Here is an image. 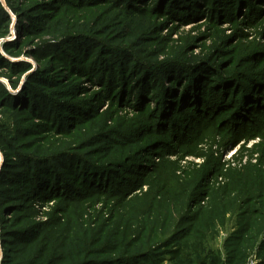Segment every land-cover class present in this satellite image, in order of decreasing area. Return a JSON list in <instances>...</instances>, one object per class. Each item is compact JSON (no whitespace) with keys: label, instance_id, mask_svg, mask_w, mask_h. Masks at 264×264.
Returning a JSON list of instances; mask_svg holds the SVG:
<instances>
[{"label":"rangeland","instance_id":"1","mask_svg":"<svg viewBox=\"0 0 264 264\" xmlns=\"http://www.w3.org/2000/svg\"><path fill=\"white\" fill-rule=\"evenodd\" d=\"M186 1L149 0L131 10L104 0L75 14L64 11L62 0H0L6 21L0 62L19 69L0 68V102L27 92L45 100L57 124L44 131L26 110L0 103V125L9 127L0 128V181H14L13 172L28 164L32 172L50 171L45 176L52 188L64 187L56 198L0 199V264L24 253L42 254L43 261V246L52 243L66 254L78 253L90 237L98 239L97 259L112 258L103 252L118 245H186L188 257L164 264H213L240 227L248 230L251 245L264 244V98L253 99L249 119L237 127L236 108L221 105V115L197 119L196 107L181 102L202 75V104L218 87L247 91L252 83L264 85V0H211L188 12L209 13L193 20L180 11ZM167 6L174 14L160 11ZM86 18H96L97 26L88 36L53 37L56 21ZM129 22L135 25L126 37ZM30 25L44 34L26 41ZM78 45L87 57L101 56L90 77L60 60ZM171 60L182 66L165 67ZM239 103L231 100L234 107ZM74 187L78 196L71 194ZM210 220L211 234L200 229ZM32 232L42 238L33 239ZM257 251L245 264H258Z\"/></svg>","mask_w":264,"mask_h":264},{"label":"trees","instance_id":"2","mask_svg":"<svg viewBox=\"0 0 264 264\" xmlns=\"http://www.w3.org/2000/svg\"><path fill=\"white\" fill-rule=\"evenodd\" d=\"M65 2L67 8L64 9V11L72 10L75 14H83V10L85 9H93L95 7L100 6L102 3H104V0H62ZM121 4H127L126 9L134 10L136 6L147 4L149 0H118ZM211 0H187L188 7L182 8L180 11L184 12L183 18H186L187 20H193L194 18H197L198 16H204L209 15V13H204L203 11L199 10L198 12H193L189 14L188 12L190 10L198 9L199 7H204L205 4H207ZM224 0H216V4H222ZM232 3V2H229ZM181 6V5H180ZM56 7V6H54ZM58 8V7H56ZM164 9H161L160 11L164 13L174 14L171 12V9L169 6ZM63 10L61 9L59 13L56 15L55 18H58L59 14ZM207 18V17H206ZM205 18V20H206ZM96 18H86L81 19V21L76 22H69L66 25L59 24L58 21L55 22L57 26V30L53 33V37L55 38H63V37H69V36H86L83 34L93 33L95 31L96 26ZM6 23L4 20V17H2V13H0V32L3 29V24ZM193 23V22H191ZM135 25V24H134ZM134 25L132 22H129L125 28L126 30H123L126 37L132 36ZM137 25V24H136ZM40 26L36 25H30L29 27V33L26 34V36H30L25 38L26 41H34V36H41L44 33H39ZM48 42V41H47ZM55 51V50H54ZM57 52V51H56ZM105 54V52H102ZM59 54V53H58ZM59 56V55H58ZM101 56H95L87 57V53L82 51V48L80 45L76 46L74 48V52L72 56L70 57L68 54L66 56H62L60 59L61 62L65 66H68L71 71H76L79 74H85V76H91V72L95 68L94 64ZM70 58V59H69ZM95 58V59H94ZM71 61L70 64L67 65ZM79 61L80 63H76V61ZM182 63H179L177 61L171 60L165 64V67H170L173 65L180 64L182 66ZM97 66V65H96ZM163 69H166V68ZM0 68L6 69L5 71L17 73L19 69H17V65L13 67L12 64L5 63V61L0 62ZM176 69L169 71L168 74H165V78L169 79L170 76H173V71ZM179 75L183 74L181 71L178 72ZM203 74V73H201ZM124 73H122L121 77L123 79ZM203 75L201 76L202 79L200 81L197 80V83L195 86L193 85V82H190L189 86L191 88V96H188L184 98L182 102V106L186 104V106H194L196 107L197 112V119L200 118H206L209 117L212 113L214 114H220L222 112L221 107L227 106L229 107V110H234L233 115H236L237 117L235 119V122L233 123L234 127L240 126L241 121H247L249 119V116L247 115L248 110L251 109L250 105L253 103V99L257 96L258 98H264V85L259 86L254 83H252L253 88H249L247 91L243 86L238 88V90L235 89H228V86L218 87V89H215L214 94H211L209 96L208 101L206 104H202L203 100H206L202 95H200L199 98V92L201 90L200 85L201 82H204ZM119 78V79H120ZM175 78V77H174ZM184 78V77H182ZM105 78H99V81L101 82ZM121 79V80H122ZM118 80V79H117ZM196 81V79H195ZM109 82L110 87L113 83V80H107ZM243 84V83H240ZM187 91V90H186ZM197 95L194 96L196 94ZM246 91V93H245ZM193 92V93H192ZM29 93V92H28ZM190 93V92H189ZM187 93V94H189ZM245 93V94H244ZM30 94V93H29ZM33 95V94H32ZM242 96V97H239ZM262 96V97H261ZM20 97H25L22 99H19L17 97H8L3 96L1 97L0 102L2 106H10L22 110H26L29 114H32L35 118L40 119L41 121L38 123V125L43 126V130H54L57 128V124L54 122L53 119L54 113H50L48 108H46V105H43L42 102H44V99H40L37 97L35 100L31 98V95L28 96L27 92L21 95ZM199 98V100L197 99ZM219 98L223 99L218 103L212 102V100ZM197 100V101H196ZM232 101H236L239 103L238 106L234 107L231 104ZM247 100V101H246ZM264 100V99H262ZM179 101V100H178ZM196 102V104L193 105V103ZM222 102V104H221ZM255 104H257V107H260L263 109V105L255 101ZM223 105V106H221ZM248 105V107H247ZM225 108V107H223ZM233 108V109H232ZM250 108V109H249ZM179 107H176L175 112H179ZM232 111H230V115L232 114ZM225 112V111H224ZM250 114V113H249ZM233 119V120H234ZM236 120L238 122H236ZM54 123V124H53ZM231 124V123H230ZM2 127V132L9 131V127L0 125V128ZM210 139L209 137H206ZM205 139V138H204ZM206 140V139H205ZM211 140V139H210ZM4 144L3 138L0 136V145ZM201 145V144H200ZM33 160H38L41 157L39 155H31ZM23 169L19 171H14L16 175H18V178L14 181H10L7 179H4L0 181V199L5 200V198H13L12 196H18V195H27L30 196V194H36V199H40L43 197H46L47 199L49 196H52V198H56V195L62 193L63 188H60L57 184V188H52L48 182L45 174H50V171H46L41 174V172L37 169L34 170V172L31 171L30 166L23 165L21 166ZM15 185V187H13ZM17 185V186H16ZM43 187V188H42ZM46 187V188H44ZM40 193L38 194V190L41 189ZM71 194H74L78 196L76 193L78 192V189L76 187L72 188ZM264 195V193H261ZM64 195V194H63ZM73 195V196H74ZM29 198V197H28ZM32 201V200H30ZM202 228L210 229V234L215 230V225L212 224L211 220L210 222H206L202 225ZM264 230V226H263ZM215 232V231H214ZM33 239H39L42 238L39 233L32 232ZM200 235L206 237V234L200 230ZM16 235V238H19V236ZM97 241L98 239L95 237H90L88 242H83L82 245L79 246L77 252H71L69 254H66L67 250L63 249L61 245H56L55 243H52V245H44L43 247H47V253L45 256V259L41 261L42 254L34 256L33 254L24 253V255H18V259H14L11 264H164L167 260L170 262H182V259L184 257H188L186 252V245H176L174 242L171 241H164L163 243H157L155 245H140L138 248H133L132 245H118L119 249H114L112 251H105L103 252L104 255L112 254V258H104V259H97L99 254H101L99 251H97ZM200 248L204 245H198ZM132 248V249H131ZM257 249L258 253V264H264V244L259 245L257 247L250 244V238L248 236V230L244 227H240L237 229L234 233H232L224 243V255L223 257H215L213 264H245L248 261V258L251 255V252L253 250ZM17 256V255H16ZM71 259V260H70Z\"/></svg>","mask_w":264,"mask_h":264},{"label":"built area","instance_id":"3","mask_svg":"<svg viewBox=\"0 0 264 264\" xmlns=\"http://www.w3.org/2000/svg\"><path fill=\"white\" fill-rule=\"evenodd\" d=\"M248 264H256L254 260H250Z\"/></svg>","mask_w":264,"mask_h":264}]
</instances>
